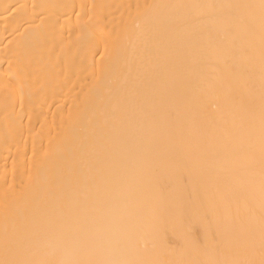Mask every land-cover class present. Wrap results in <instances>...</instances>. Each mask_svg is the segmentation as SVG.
I'll return each instance as SVG.
<instances>
[{"label": "bare ground", "instance_id": "1", "mask_svg": "<svg viewBox=\"0 0 264 264\" xmlns=\"http://www.w3.org/2000/svg\"><path fill=\"white\" fill-rule=\"evenodd\" d=\"M0 264H264V0H0Z\"/></svg>", "mask_w": 264, "mask_h": 264}]
</instances>
